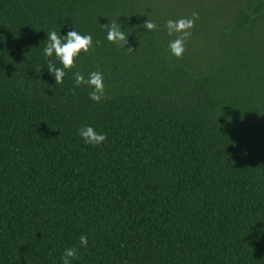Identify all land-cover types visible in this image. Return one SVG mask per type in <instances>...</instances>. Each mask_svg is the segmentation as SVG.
Segmentation results:
<instances>
[{
  "label": "trees",
  "instance_id": "1",
  "mask_svg": "<svg viewBox=\"0 0 264 264\" xmlns=\"http://www.w3.org/2000/svg\"><path fill=\"white\" fill-rule=\"evenodd\" d=\"M193 12L177 58L165 24ZM53 30L94 42L62 85ZM71 247V264H264V0H0V264Z\"/></svg>",
  "mask_w": 264,
  "mask_h": 264
},
{
  "label": "clouds",
  "instance_id": "2",
  "mask_svg": "<svg viewBox=\"0 0 264 264\" xmlns=\"http://www.w3.org/2000/svg\"><path fill=\"white\" fill-rule=\"evenodd\" d=\"M199 19V13L193 12L190 18H180L178 20L169 19L165 27L169 36L175 35L174 40L169 41V49L177 58H182L186 52V42L192 36V29L195 27L196 21ZM107 31V40L118 46L126 47L129 44L128 36L123 30L120 23L111 20L109 24H104ZM148 31L158 30V25L150 18L142 25ZM99 46L101 41H95ZM93 37L91 35H82L81 33L70 30L66 36H61L56 31L47 32V44L43 49L46 57L56 58L61 62L63 67H57L52 61H49L47 68L49 73L54 76L56 84L62 85L66 76L65 69L71 70L76 66V60L81 53L88 54L93 49ZM129 52L135 51L131 47H126ZM74 82L77 87L81 85L88 86L91 91L89 98L99 103L105 97L104 76L100 71L89 73L88 78L79 71L74 74ZM80 136L85 143L90 145H100L107 140V136L98 133L93 127L86 126L79 130ZM80 244L84 247L88 245L87 235L80 237ZM79 258V251L76 247L66 248L62 257V264H71L72 260Z\"/></svg>",
  "mask_w": 264,
  "mask_h": 264
}]
</instances>
